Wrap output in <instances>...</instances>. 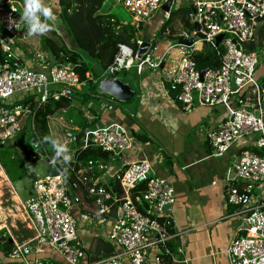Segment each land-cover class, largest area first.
Listing matches in <instances>:
<instances>
[{
	"label": "built area",
	"instance_id": "1",
	"mask_svg": "<svg viewBox=\"0 0 264 264\" xmlns=\"http://www.w3.org/2000/svg\"><path fill=\"white\" fill-rule=\"evenodd\" d=\"M168 0H121L133 13L135 22H144L161 13L167 19L170 12L162 11ZM172 5H174V0ZM191 23L198 25L203 41L215 50V63L207 66L202 77L192 52H184L181 59L168 71V89L174 100L188 108L194 105L226 108L225 116L208 133L207 140L216 155H222L238 140L253 137L251 143L257 152L241 154L224 174L225 182L246 181L243 193L232 190L239 204L243 225L232 237L228 264H261L264 260V199L253 200L252 189L264 182V115L262 96L255 72L258 64L255 55L246 52L242 44L254 40V24L264 19V0H191ZM22 12L8 2L0 0V24L8 39L16 37L27 25ZM22 27L20 28V26ZM166 30V34H167ZM196 31L192 30L191 36ZM222 34L218 45L216 37ZM2 51L10 47L3 44ZM217 58V61H216ZM161 59L154 57L152 42L140 55L138 49L120 44L118 52L105 72L113 76L117 72L135 68L141 74L144 68L156 69ZM71 62L46 64L40 70L27 68L16 61L0 70V143L17 138L24 128V116H32L38 106L50 99L58 100L73 87L81 88ZM253 92L255 103L245 97V91ZM18 94L22 101L11 102ZM26 99H31L30 103ZM253 110L258 111L254 114ZM33 123V122H32ZM32 123L30 125H32ZM83 147H97L102 151H125L132 146V134L122 125L109 123L101 128L87 129L83 134ZM150 164L131 162L119 177L120 193L113 194L103 186H89L86 177L81 183L88 194L94 195L97 215L112 218L108 239L120 250L101 261V264H162L175 260L165 242L170 238L167 228L171 216L166 210L175 201L173 181L170 178H146ZM145 181V189L137 191L138 180ZM61 172L38 180L36 196L22 203L35 231L33 244H47L59 253L65 264H84L86 253L80 240L77 219L72 214V204L79 201L67 193V181ZM215 184V183H214ZM78 184L73 183V187ZM69 188V187H68ZM143 204L145 206H143ZM158 247L165 251H156ZM31 244L14 243L11 258L28 263ZM180 252L182 250H179ZM166 254V255H164ZM171 261V262H170ZM36 264L43 262L36 261Z\"/></svg>",
	"mask_w": 264,
	"mask_h": 264
},
{
	"label": "crops",
	"instance_id": "2",
	"mask_svg": "<svg viewBox=\"0 0 264 264\" xmlns=\"http://www.w3.org/2000/svg\"><path fill=\"white\" fill-rule=\"evenodd\" d=\"M55 1L44 0V4L52 9L56 17L55 21H48L52 27L44 35L52 37L49 34L53 31L69 49H72L74 44L69 34L63 25L58 26L60 19ZM117 1L119 0L112 3L113 6L116 7ZM8 2L15 5L23 15L24 0H8ZM180 3L183 6L188 5L190 13L192 12L191 0H174V5L170 7L169 12L182 6ZM100 13L106 14L107 11H101ZM37 15L41 16L42 21L44 20L42 14L38 13ZM165 20V16L158 13L152 19L142 22L140 30L143 31V27H145L146 31H143L145 33L143 38L138 37V51L143 41L151 42L150 38L153 35L154 38L157 37ZM188 21L192 27L190 33L178 36L179 38H189L192 30L195 31V24L191 23L189 16ZM119 22L123 25L130 24L139 28V23L135 22L134 19L131 21L121 20ZM0 27L3 28L1 24ZM253 31L254 40L245 43V46L246 52L255 55L258 61L255 75L260 85V94L263 101L264 90L261 85L264 83V55L261 52L258 54L255 48L257 45L263 46L264 19L254 24ZM20 32H23L24 35L28 34L26 30H21ZM169 34L171 33L166 34L165 31V35ZM17 36L15 37L16 41L26 46L23 44L25 37L20 38ZM38 40V47L41 52L38 51L35 54L33 49H29L26 46L27 51L32 55L31 58H26L20 50L14 47L13 39H9L12 42V46L7 44L10 47V51L7 54L12 55L18 64L40 70L42 66L51 63L48 62L50 56L43 48L41 38L38 37ZM196 42L195 38L192 46H185L187 49L180 50L179 56L176 59H171L170 62L165 60V52L162 54H155L154 52V57L161 59L162 62L156 69L144 68L141 74H137L135 68L127 69L131 70V73H125L127 70H124L125 78L119 79L117 77V79L128 85L134 92V95L128 100L136 98V103L132 106L118 105L113 103V100H115L113 98L109 97L110 100L100 97L96 103V106L100 107L97 110L100 114L98 121L92 127L83 129H80L78 124L73 125L72 131L74 132L68 133L77 134L80 131L84 133L87 129L101 128L109 123H117L130 131L133 138L131 148L125 151L107 152L95 147L84 148V136L80 137L78 142L75 143L67 135L68 141L64 142L67 146L69 142L77 145L81 143V146L74 148L72 154L69 155L70 160L64 161L63 156H61L63 163L70 169L69 174L72 175V172L74 173L75 179L73 180L68 178L56 163H53L48 158L40 137L34 131V114L31 120H29L31 116L24 117V128L20 135L24 133L26 127H31L29 132L32 131V133L37 135L44 149L46 155L44 160L48 164L49 170L54 166L59 173L64 174L73 195L80 198L79 201L72 204L71 212L77 219L80 240L86 251L82 259L84 264H101V261L108 257L103 256V248H106L107 243L111 247V254L120 250V247H116L107 237L112 218H114L113 212L111 214L112 218L105 217L103 219L97 215V204L93 197L94 195L88 194L80 178L85 176L87 185L103 186L107 191L117 195L121 192L119 177L122 172L131 162L141 160H145L150 164V171L153 177L170 178L173 181L175 201L166 209L171 216L170 226L166 230L170 238L164 245L173 253L175 260L172 264H228L229 255L227 250L229 243L238 232L239 227L244 224L239 204L235 202L236 196L232 194V190L243 193L247 182L240 180L227 183L224 180V174L241 154L250 151L248 148L254 149L255 151L253 150V152L257 151L251 143L253 137H249L236 141L222 155H216L207 140V135L223 120L226 108L222 105L213 107L194 105L186 108L174 100L173 92L168 89V71L172 65L181 59V55L184 52H192L193 56H195L197 52L206 54L207 48L212 51V46L207 42L204 41L208 45L207 47L203 45L196 47ZM3 44L6 43L1 42V46ZM153 47L154 49L156 48L155 46ZM16 50L17 52H15ZM36 56H47V59L40 61L36 59ZM52 64L60 63L54 62ZM3 67L0 66V68ZM245 92V97H250L249 102L255 103L253 92L248 89ZM26 101L30 103L31 99H26ZM262 110L264 115V108ZM83 117L87 120L93 118L92 114L87 111L84 112ZM31 123L32 125H30ZM47 127L49 128L48 121ZM19 136L9 140V143H14ZM51 138L54 139L52 135ZM7 142L2 143L4 147L0 149L8 148L6 147ZM12 146L14 148L13 144ZM52 149H54L53 146ZM68 150L71 149L69 148ZM16 151L22 155L19 150L16 149ZM34 151L39 154L37 150L34 149ZM40 159L41 155L39 154V158L34 161ZM0 171L6 175L1 165ZM111 182H115V187L110 184ZM73 183L78 184V186L72 188ZM145 183L143 180L140 181L136 190H144ZM263 183L252 189L251 197L253 200L264 199ZM19 202L21 204L20 200ZM143 206L145 205L143 204ZM32 230L34 231L28 216L26 218L25 214L22 213L20 218L13 219L11 214L4 211L0 206V249H3L5 244H10L11 250L14 243L31 244L32 246L31 253L28 256V263L11 258L10 250L8 255H5L0 250V264H36V261L43 262V264H65L62 256L54 248L47 244L36 245L32 243L35 236V231L33 232ZM90 249L93 253H100L102 257L95 260V262H90L87 254ZM155 250L163 253L165 248L158 247ZM179 250L182 251L180 252ZM124 263L129 264L127 260H124ZM168 263L165 261L162 264Z\"/></svg>",
	"mask_w": 264,
	"mask_h": 264
},
{
	"label": "trees",
	"instance_id": "3",
	"mask_svg": "<svg viewBox=\"0 0 264 264\" xmlns=\"http://www.w3.org/2000/svg\"><path fill=\"white\" fill-rule=\"evenodd\" d=\"M105 0H56L55 4L58 8V16L62 22L65 30L69 34L74 47L69 49L61 38L55 33L51 32L52 37L41 35V42L43 43V48L49 54L50 59L48 62L51 64L54 62L64 63L70 61L74 66V69L79 75L81 81L86 82V85L90 86V90L81 93L82 103H87L91 96L94 97L95 101L90 100L88 106L86 105H72L73 96L68 93L61 96L58 100L50 99L43 107H37L34 112V131L40 137L41 143L46 151V154L50 160L53 161L55 157V150L52 149V144L49 141H45V137H51L48 132L47 121L48 117L54 114L56 110L60 109H71L74 108L83 117L84 112L87 111L92 114L93 118L88 122L84 119V128L93 126L99 119L100 114L97 113L94 108L97 103V99L100 97H105L98 93L94 85V81L90 77V72L92 71L88 60H95L102 71H105L106 67L112 63L114 57L118 52V46L120 44L130 46L133 51L138 49L139 38L137 37V26L126 24H121L115 17L110 14L100 13V7ZM190 13V7L188 5L179 6L170 12L169 17L164 21L161 26L159 33L156 38H165L167 36H172V34L165 35V31L170 26H174L179 23L182 27L188 30L190 33L192 27L188 21V16ZM5 31L0 27V33ZM23 32H20L17 37H22ZM187 35V34H186ZM179 38V37H176ZM14 47L20 50L26 58H31L32 55L27 51V47L17 42L13 41ZM207 53L197 52L195 54V59L197 61V67L203 68L210 63L211 50L207 48ZM17 61L12 55L7 54L2 51L0 42V66L13 65V62ZM215 63V61L213 62ZM125 72V71H124ZM119 72L115 74L118 75ZM264 80V77H263ZM111 100V99H110ZM72 105V106H71ZM74 106V107H73ZM29 133H23L14 142V148H3L0 149V165L4 169L8 179L14 182L18 178L22 177V174L14 177L12 176L8 164L10 163L14 168H23L22 156H24L28 161H34L39 158L32 146L26 141ZM16 149L20 151V154L16 152ZM250 151L254 149L248 148ZM255 151V150H254ZM56 165L62 170V172L68 177L75 179V175L69 174L70 169L63 163L60 157L56 160ZM24 170V169H23ZM115 187V182L110 183ZM109 188V187H108ZM5 243V242H4ZM106 248H103V256L111 255V247L107 243ZM5 247L0 250L5 254H9L11 245L5 244ZM88 260L90 262H95L100 257V253L96 254L90 250L87 251Z\"/></svg>",
	"mask_w": 264,
	"mask_h": 264
},
{
	"label": "rangeland",
	"instance_id": "4",
	"mask_svg": "<svg viewBox=\"0 0 264 264\" xmlns=\"http://www.w3.org/2000/svg\"><path fill=\"white\" fill-rule=\"evenodd\" d=\"M115 1L116 0H105L103 2L102 6L100 7L99 12H101V11L106 12L107 11V14L112 15L118 21H121V20L131 21V20H133V13L130 12L128 10V8L123 5L121 0L116 2L117 3L116 7L113 6V4H112ZM180 5H182V3H180ZM60 25H63L61 21L59 22L58 26H60ZM144 30L146 31L145 27H143V31ZM143 31L138 29L137 30V37L143 38L144 34H145ZM167 32L171 33L172 36H167L165 38H160V37L154 38V35H153L150 38V41L156 47L154 49L155 54H162L163 52H165V60L167 62H170L171 59H176L179 56L180 50L187 49V47L177 44L178 38H176V37L188 34V30L186 28L182 27L179 23H176L174 26H170V28L167 29ZM24 37H25V39L23 40L24 41L23 44H25L29 49H33L35 54H37V52L40 51V48L38 47V43H39L38 37H40V36H38V35L29 36L28 34H26L20 38H24ZM12 38H13V41L16 40L15 37L12 36ZM196 41H197L195 44L196 47L201 46V45H203L205 47L208 46L202 39H200L198 37H196ZM242 47L246 51L245 44H242ZM255 50L257 51L258 54H260V52H261V54L264 55V41H263V46L257 45ZM15 52H17V50ZM36 59L40 60V61H44L47 59V56H38ZM45 62H47V61H45ZM88 62L92 68V71L90 72V75H91L90 77L94 81L93 83L96 87V90L98 91L99 83L103 79L108 78L111 75H109L105 71H102L99 64L95 60H88ZM0 69H2V68H0ZM131 72H132L131 70H127L125 73H131ZM116 77H118L119 79L125 78L124 71H120L118 73V75H116ZM89 90H90L89 85H84L81 88L73 87L72 92L70 93L73 96L72 105L77 106L80 103V105L88 106V104L90 103V100H92L94 102L95 99L93 96H91V99L87 103H85V104L82 103L81 93L87 92ZM98 93H99V91H98ZM102 95H104V94H102ZM24 96H25L24 94H18L16 96L11 97L10 101L11 102L22 101L24 99ZM104 96L108 97L107 95H104ZM113 103L118 104V105H124V106H132L134 103H136V98H133L132 100L127 101V102H118L117 100H113ZM74 108H71V109L65 108V109L56 110L54 112V114L49 116L48 132H49L50 136L52 135L54 140H58L61 144H65L64 142L68 141V138H67L68 132H74V131H72L73 125L78 124V125H80V129L84 128L83 123H84L85 118L82 117ZM99 108H100L99 106H96L94 108V110L98 113L97 110ZM253 112H254V114H257L256 110H253ZM31 119H32V116L29 117V120H31ZM88 122H90V120H88ZM90 127H92V126H90ZM30 128L31 127H26L24 129V133L29 132ZM7 141L8 142L6 144V147H8V148L13 147L12 144H14V143L13 142L9 143V140H7ZM80 146H81V143L77 145V144H72L69 142L67 147H68V149L70 148L71 150H69L67 154L71 155L73 152V149L78 148ZM95 148H97V147H95ZM8 167L10 169V172L12 173L11 175L14 177L18 176L19 174H22L24 171L23 170L24 167L23 168L22 167L14 168L10 163L8 164ZM19 200L20 199L15 194V191L13 189L12 182L8 179V177H6V175H4V173H1V171H0V206L4 211L11 214V218H13V219L14 218H20L22 216V213H24L26 218H27V215L24 212V209H23L22 205L20 204Z\"/></svg>",
	"mask_w": 264,
	"mask_h": 264
},
{
	"label": "water",
	"instance_id": "5",
	"mask_svg": "<svg viewBox=\"0 0 264 264\" xmlns=\"http://www.w3.org/2000/svg\"><path fill=\"white\" fill-rule=\"evenodd\" d=\"M172 6V1L168 0L165 2L161 9L165 13L169 11L170 7ZM192 9V6H191ZM141 22H139V28H141ZM22 25L20 26V28ZM195 31H196V37L203 39V35L199 32L198 25H194ZM195 38L193 36L189 38H178L177 44L181 46H192L194 43ZM222 38V34L218 35L216 37L215 44L218 45L220 40ZM0 41L3 43L8 44L9 46H12V42L9 41V39L4 36L3 34H0ZM149 46V42L143 41L140 44L139 54L141 55L146 48ZM215 59V50L212 49L211 51V64H213ZM207 70V66L202 68L200 70V76L204 74V72ZM261 88L264 90V83H262ZM98 91L101 94L107 95L110 98H113L117 100L118 102H127L133 95L134 92L130 89V87L126 84H124L121 80L117 78H105L103 79L98 86ZM261 107L264 108V99L262 101ZM83 131L78 132L77 134L68 133L67 135L70 136L74 142H78L80 137H83ZM27 142L39 152L41 155V159L37 161H28L24 156H22L23 166H24V175L21 178H18L12 183L13 189L20 199L21 203H25L26 201L30 200L31 198H34L36 196L35 192V184L38 180L44 178L49 174V176H57L59 174L56 167L52 166L49 170L48 164L45 162V152L43 147L41 146V143L39 142L37 135L35 133L30 134L27 137ZM4 147L2 143H0V148ZM146 178L152 176V172L149 170L146 173ZM142 181V179H139L138 182ZM68 193L71 197H73V192L70 188H68ZM113 212V216H114Z\"/></svg>",
	"mask_w": 264,
	"mask_h": 264
},
{
	"label": "clouds",
	"instance_id": "6",
	"mask_svg": "<svg viewBox=\"0 0 264 264\" xmlns=\"http://www.w3.org/2000/svg\"><path fill=\"white\" fill-rule=\"evenodd\" d=\"M38 13L42 14V16L44 17L43 21L41 20V16L37 15ZM55 19L56 17L54 16L52 9L44 4V0H24L22 20L27 25L29 36L46 34L48 31L51 30L52 27L48 23V21H55ZM3 35L6 37L8 36L5 31ZM113 76H115V74ZM113 76H110L108 78H117ZM72 89L73 88L69 89L66 94L72 92ZM45 141L51 142L55 150V157L53 158V163H55L56 160H58L61 156H63L64 161L70 160V156L67 155L69 150L66 144H61L58 140H54L51 137H45ZM261 264H264V260L261 261Z\"/></svg>",
	"mask_w": 264,
	"mask_h": 264
}]
</instances>
